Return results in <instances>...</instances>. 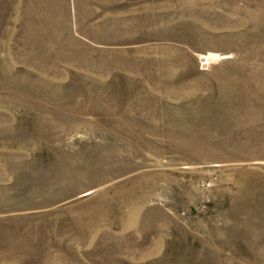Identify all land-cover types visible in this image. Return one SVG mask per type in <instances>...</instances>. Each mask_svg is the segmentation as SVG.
Returning a JSON list of instances; mask_svg holds the SVG:
<instances>
[{"label": "rangeland", "instance_id": "1", "mask_svg": "<svg viewBox=\"0 0 264 264\" xmlns=\"http://www.w3.org/2000/svg\"><path fill=\"white\" fill-rule=\"evenodd\" d=\"M0 264H264V0H0Z\"/></svg>", "mask_w": 264, "mask_h": 264}]
</instances>
